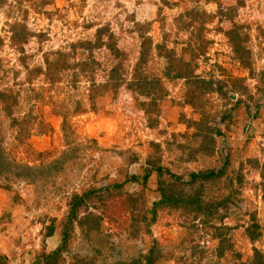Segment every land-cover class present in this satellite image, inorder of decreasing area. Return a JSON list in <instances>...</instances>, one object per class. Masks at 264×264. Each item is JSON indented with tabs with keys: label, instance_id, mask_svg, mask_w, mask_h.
I'll use <instances>...</instances> for the list:
<instances>
[{
	"label": "rangeland",
	"instance_id": "374dc122",
	"mask_svg": "<svg viewBox=\"0 0 264 264\" xmlns=\"http://www.w3.org/2000/svg\"><path fill=\"white\" fill-rule=\"evenodd\" d=\"M0 264H264V0H0Z\"/></svg>",
	"mask_w": 264,
	"mask_h": 264
},
{
	"label": "trees",
	"instance_id": "16d2710c",
	"mask_svg": "<svg viewBox=\"0 0 264 264\" xmlns=\"http://www.w3.org/2000/svg\"><path fill=\"white\" fill-rule=\"evenodd\" d=\"M191 73H192V72H186V74H187V78L190 77ZM196 175H197V174H194L193 177H196ZM79 200H81V199H79ZM192 201H194V200H192Z\"/></svg>",
	"mask_w": 264,
	"mask_h": 264
}]
</instances>
